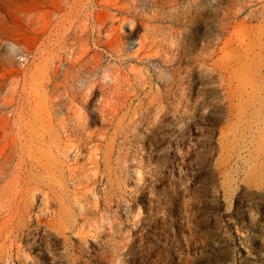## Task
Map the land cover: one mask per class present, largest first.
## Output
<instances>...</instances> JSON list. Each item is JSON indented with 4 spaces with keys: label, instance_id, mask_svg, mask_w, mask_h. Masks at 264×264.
Here are the masks:
<instances>
[{
    "label": "rangeland",
    "instance_id": "374dc122",
    "mask_svg": "<svg viewBox=\"0 0 264 264\" xmlns=\"http://www.w3.org/2000/svg\"><path fill=\"white\" fill-rule=\"evenodd\" d=\"M0 264H264V0H0Z\"/></svg>",
    "mask_w": 264,
    "mask_h": 264
}]
</instances>
